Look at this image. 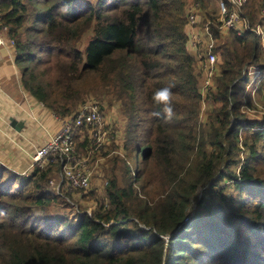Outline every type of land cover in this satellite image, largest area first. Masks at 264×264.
<instances>
[{
	"label": "trees",
	"instance_id": "1",
	"mask_svg": "<svg viewBox=\"0 0 264 264\" xmlns=\"http://www.w3.org/2000/svg\"><path fill=\"white\" fill-rule=\"evenodd\" d=\"M186 1L0 0L24 89L69 120L87 102L76 108L87 82L101 81L122 102L137 161L133 179L109 180L105 203L73 218L49 211L54 191L31 176L17 183L0 166V264H264V121L248 119L239 98L260 41L209 25L211 37L231 39L208 93L218 107L204 133L195 125L203 77L186 49ZM251 2L243 17L264 24L263 0ZM151 150L164 166L162 189L140 179Z\"/></svg>",
	"mask_w": 264,
	"mask_h": 264
},
{
	"label": "rangeland",
	"instance_id": "2",
	"mask_svg": "<svg viewBox=\"0 0 264 264\" xmlns=\"http://www.w3.org/2000/svg\"><path fill=\"white\" fill-rule=\"evenodd\" d=\"M74 1L82 3L83 5L84 3H91L92 6H96V0ZM190 1L191 0H187L186 2L189 3ZM218 3L219 1L217 2V0L211 1L210 6L212 7L211 11L213 13L211 16L214 17V21H212V19L211 21L214 24H211L210 22L206 25L208 27L210 24L211 27L217 24V18H219ZM257 3L260 5V0H252L251 2L254 7ZM192 24L197 25L193 21ZM197 31L199 34L201 32V39H203L202 35L207 33L205 26L202 30H200V32L199 30ZM199 34H186V37L189 52L195 53L198 64L201 66L196 48L190 46L192 39L194 37H199ZM85 36L86 38H84V42H86L89 38L88 33ZM230 39L231 36L227 35V33L223 34L220 39L214 38L215 46L217 48L215 53L218 68L221 67L224 47L227 43H229ZM261 57L262 56L258 57L255 64L248 67L247 75L249 79L245 83L244 91L239 98L243 103L241 110L245 113L248 119L262 123V121H264V71L262 72L259 67H264V58ZM193 63L195 65V62ZM195 69L196 73L200 77L199 69L196 65ZM257 75L261 76L259 80L255 78ZM87 87L90 93H88V95H86L84 99L76 105V108L83 101H93L99 105V110L103 116L104 122L101 129L97 133L98 137L94 140L95 143L93 142L92 145L90 141H93L94 137L92 135L88 136L89 129L86 127L82 129V133H80L81 136L77 139V151L81 158L84 159L83 163L85 162L87 164L88 170L90 171L88 190L85 192L82 190H62V168L59 163L54 161H50V164L45 169L35 171L27 176H31V179L36 181L44 189L52 190L56 193L57 198L54 200L49 211L61 213L70 218H73L78 213L91 214L98 209L101 204L105 203L104 198L107 182L113 178L119 180L133 179L135 166L137 164V161L135 159L133 160L135 155L133 147L128 145L127 140L129 136L125 133L127 117H125L124 113L121 112L122 102L117 100L115 94L108 92V89L101 81H88ZM212 90L213 89H210L211 92ZM217 107L218 104L213 101V97L209 100L200 102L199 114L195 125L198 128L203 129L204 133H207V123L213 119ZM242 156L245 157V153H243ZM179 161L180 158L178 156H174L170 162L172 164L171 166H174L177 173L180 170L178 166ZM143 167L144 173L140 178L141 182L146 183L149 189H162L164 183L161 179H165L164 166L162 165L155 150L150 151V156L144 162ZM43 174L45 175L43 176ZM27 177L25 176V178ZM19 181L25 180L18 179L17 183ZM50 181H53V184H51ZM26 189H34V183L30 182L26 186ZM225 191L227 193L235 192L232 189H226Z\"/></svg>",
	"mask_w": 264,
	"mask_h": 264
},
{
	"label": "crops",
	"instance_id": "3",
	"mask_svg": "<svg viewBox=\"0 0 264 264\" xmlns=\"http://www.w3.org/2000/svg\"><path fill=\"white\" fill-rule=\"evenodd\" d=\"M191 1L186 4V14L194 3ZM211 9V6H200L193 21L198 26L187 21L185 35L199 34L197 30L200 32L204 26L212 23L208 18L212 14ZM0 36L4 40V45L0 46V166L19 179H24V173L30 171L32 154L45 141L54 137L68 119L56 117L24 89L14 44L10 42L7 32L1 31ZM202 36L207 39L206 33ZM186 49L189 52L187 46ZM189 53L199 69L195 53Z\"/></svg>",
	"mask_w": 264,
	"mask_h": 264
},
{
	"label": "built area",
	"instance_id": "4",
	"mask_svg": "<svg viewBox=\"0 0 264 264\" xmlns=\"http://www.w3.org/2000/svg\"><path fill=\"white\" fill-rule=\"evenodd\" d=\"M248 0H227L230 5L228 9L223 0L219 1V18L217 21L219 31H250L260 41L261 58H264V24L261 22L248 25L243 17V6ZM264 2V0H263ZM199 8L197 4L190 8L188 22L194 21ZM264 12V9L262 10ZM192 20V21H191ZM207 39L194 37L190 46L196 48L198 58L201 62L203 83L200 87L202 101L211 99L208 94L213 87V80L217 72L216 53L214 52L215 42L211 37L209 27L206 26ZM1 31H7V27L1 26ZM10 42L13 40L10 38ZM4 45V40L0 36V46ZM103 116L99 110V105L93 101L81 104L76 115L69 118L63 128L54 136L39 146L31 156L29 173L25 176L45 169L50 161L59 163L62 168L61 188L66 191L83 190L89 187L90 171L79 155L75 145V131L82 126H87L89 135L94 137L90 141L91 145L98 137L97 133L103 125ZM95 143V142H94ZM53 184V181H50ZM59 186V185H58Z\"/></svg>",
	"mask_w": 264,
	"mask_h": 264
},
{
	"label": "clouds",
	"instance_id": "5",
	"mask_svg": "<svg viewBox=\"0 0 264 264\" xmlns=\"http://www.w3.org/2000/svg\"><path fill=\"white\" fill-rule=\"evenodd\" d=\"M162 95H163L164 97H166V96H167V92L165 91Z\"/></svg>",
	"mask_w": 264,
	"mask_h": 264
}]
</instances>
